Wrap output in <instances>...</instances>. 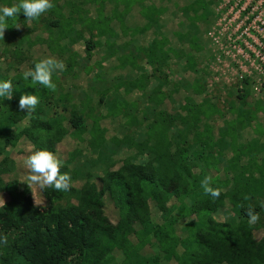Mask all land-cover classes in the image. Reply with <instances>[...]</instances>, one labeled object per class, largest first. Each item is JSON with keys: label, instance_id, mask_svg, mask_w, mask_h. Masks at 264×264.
Masks as SVG:
<instances>
[{"label": "rangeland", "instance_id": "obj_1", "mask_svg": "<svg viewBox=\"0 0 264 264\" xmlns=\"http://www.w3.org/2000/svg\"><path fill=\"white\" fill-rule=\"evenodd\" d=\"M131 1L135 2L127 5V0H52L55 7L32 21L31 27L20 13L12 20V26L19 23L22 27L17 30L11 26L4 40L0 39V81L23 76L24 71L47 57L64 61L66 69L69 59H73L71 69L54 74L57 90L49 91L40 106L43 118H65L69 132L57 143L54 154L66 166L65 173L70 174L71 183L77 189L87 180L98 182L105 169L118 168L127 157L140 164L151 162L152 152L140 147L145 145L147 126L158 110L187 115L185 123L178 119L169 128L168 138L175 141L180 129L190 128L189 161L196 162L193 172L199 175V181L205 176L212 179L228 176L232 184L237 171L227 169L234 157L231 145L264 143V0ZM18 2L0 0V7ZM143 5L155 7L152 27H145ZM98 9L105 18L111 17V33L99 35L96 30L89 31L86 21L98 17ZM57 11L66 20L74 19L71 29L62 32L59 26L48 25L59 18ZM88 40L94 42L90 52L86 50ZM155 40H160L163 46L156 61L150 62L143 52ZM127 58L133 60L126 61ZM142 76L144 88L126 87L129 81ZM159 86L158 94L163 95V101L156 105L150 97ZM16 96L21 97L17 93ZM188 101L199 108L198 130L214 136L211 148L203 151L218 161L210 167L195 159V153L202 151V144L194 139L196 129L189 120L192 114H186L184 109ZM207 103L215 110L204 113ZM113 105L119 108L118 112L112 111ZM73 112L84 116L82 134L69 123ZM97 117L105 129V141L102 146L92 148L89 131ZM28 120L29 116L17 123L3 121L4 129L14 134L13 143L0 136V179L17 181L20 189L27 184L29 174L24 159L35 151L32 143L20 134ZM248 163V154L242 153L238 165L243 167ZM30 191L32 204L45 208L40 187L33 185ZM169 191L166 211H161L155 200L149 201L153 226L178 214L180 203L174 183H169ZM7 200V194L1 192L0 205ZM184 202L189 205L192 200L185 198ZM104 212L112 223L117 221L118 210L107 193ZM258 213L260 219L253 229L256 239L264 236V208ZM212 216L225 222L238 219L227 199ZM187 219L195 217L179 218L175 223L179 236H186ZM141 227V223H134L135 229ZM149 237L132 254L137 263L179 264L181 248L167 259L152 233ZM132 240L136 242L135 238ZM113 257L120 262L124 255L114 250Z\"/></svg>", "mask_w": 264, "mask_h": 264}, {"label": "trees", "instance_id": "obj_2", "mask_svg": "<svg viewBox=\"0 0 264 264\" xmlns=\"http://www.w3.org/2000/svg\"><path fill=\"white\" fill-rule=\"evenodd\" d=\"M132 2L135 1L127 0L126 4ZM142 9L147 19L145 27H152L151 24L155 23V7L143 5ZM122 14L123 11L118 13V17ZM57 15L59 18L50 21L49 26H59L62 32L72 28L73 18L66 20L61 11H57ZM110 19L111 17L105 18L99 10L98 17L89 18L86 22L91 33L96 30L97 34L103 35L112 32L109 27ZM8 24L11 28V19ZM86 46V50L90 52L94 42L88 40ZM162 46L160 40H155L143 53L150 62H155ZM73 65V59L70 58L65 72ZM8 80L13 85V99L0 98V136L6 142L13 143L14 134L4 129L3 121L17 123L29 116L28 124L21 129L20 134L32 143L35 151L50 150L54 153L57 143L69 132L64 123L65 118H43L40 104L31 115L26 111L22 112L18 108L19 99L16 96V93L20 96L36 95L41 102L49 90L40 85L30 86L31 80L26 82L21 75ZM144 84L145 78L142 76L139 80L129 81L126 87L142 89ZM159 90L160 86L150 95L156 105L163 101V95L158 94ZM184 109L186 114H192L189 120L196 129L194 139L202 144V151L195 153V159L206 167L218 163L212 155L203 153L211 148L214 136L210 132L198 130L199 108L196 109L188 101ZM204 109L206 111L203 112L208 113L214 111L215 107L207 103ZM118 110L113 105L112 111L116 113ZM73 113L69 123L77 133L82 134L85 130L84 116L82 113ZM178 119L185 123L187 115L177 116L158 110L147 126L148 137L140 149L147 147L152 152L151 162L140 164L134 162L132 157H127L118 168L105 169L102 176L97 178L98 182L87 180L79 189L71 183L68 191H58L54 187L41 189L46 202L43 209L32 204L27 184L20 189L17 181L0 179V193L4 192L8 196V200L0 205V236H7V243H0V264H141L134 260L132 254L149 241L151 233L167 259L172 258L177 249L181 248L179 264H264V236L260 239L254 237L255 225L249 226L246 215L248 204H252L257 213L262 209L264 143L252 142L239 147L234 143L231 145L234 157L227 169L232 168L237 172L233 175L232 184L228 176L224 179H212V187L222 190L220 197L213 200L204 193L199 175L193 172L196 162L189 161L190 143L187 136L191 132L190 128L186 126L180 129L175 141L168 138L169 128ZM89 132L90 146H102L105 129L100 126L99 117L94 120ZM242 153L248 154L250 160L243 167L238 165ZM65 169L66 166L61 165V174L65 173ZM169 183L175 184V196L180 203L178 214L166 217L160 224L153 226L149 201L155 200L158 208L166 211L170 199ZM229 185L231 186L228 187ZM106 193L118 210L115 223L104 212ZM245 195L251 199L244 200ZM185 198H190L192 202L186 204ZM226 199L238 215L237 220L225 222L213 218L212 213ZM241 204L244 205L243 208ZM192 215L195 219H187L185 223L186 236H179L175 223L179 218ZM136 222L142 224L140 229L134 228ZM114 250H119L124 255L120 262L114 260Z\"/></svg>", "mask_w": 264, "mask_h": 264}, {"label": "clouds", "instance_id": "obj_3", "mask_svg": "<svg viewBox=\"0 0 264 264\" xmlns=\"http://www.w3.org/2000/svg\"><path fill=\"white\" fill-rule=\"evenodd\" d=\"M55 7L52 0H19L11 6L0 7V39L5 38V32L9 29L8 20L13 21L23 13L28 22V27H31V22L39 20V18ZM19 30L22 25L14 23L12 26ZM66 70L64 61L54 57H47L35 63L34 68L23 72V78L27 82L31 80L30 86H43L50 92L57 90V84L53 82V76L57 73H62ZM0 98L7 100L13 99V85L11 80L0 81ZM40 100L36 95L25 94L19 98L18 108L20 111H26L31 115L37 109ZM24 166L28 170L27 185L31 188L33 185H38L40 189L54 187L58 191H68L71 188V176L68 173L61 174V161L50 150H38L32 152L24 159ZM206 195H210L213 200H216L221 195V189L212 187V177L205 176L200 184ZM244 200H250L251 197L245 195ZM243 208L244 205L241 204ZM264 208V202L261 203ZM249 226H254L260 219L259 213L255 211L252 204H248L246 208ZM0 243H7V236H0Z\"/></svg>", "mask_w": 264, "mask_h": 264}]
</instances>
